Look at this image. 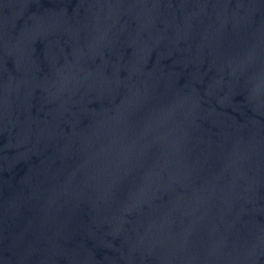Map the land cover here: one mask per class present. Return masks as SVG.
<instances>
[{"label":"water","instance_id":"1","mask_svg":"<svg viewBox=\"0 0 264 264\" xmlns=\"http://www.w3.org/2000/svg\"><path fill=\"white\" fill-rule=\"evenodd\" d=\"M0 264H264V0H0Z\"/></svg>","mask_w":264,"mask_h":264}]
</instances>
